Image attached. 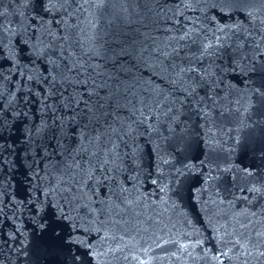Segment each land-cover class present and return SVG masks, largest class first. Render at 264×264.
I'll return each instance as SVG.
<instances>
[{
	"label": "water",
	"instance_id": "obj_1",
	"mask_svg": "<svg viewBox=\"0 0 264 264\" xmlns=\"http://www.w3.org/2000/svg\"><path fill=\"white\" fill-rule=\"evenodd\" d=\"M163 0H0V141L65 75Z\"/></svg>",
	"mask_w": 264,
	"mask_h": 264
}]
</instances>
